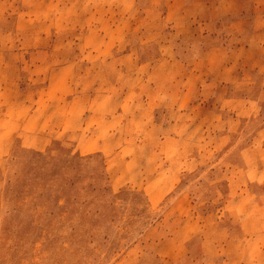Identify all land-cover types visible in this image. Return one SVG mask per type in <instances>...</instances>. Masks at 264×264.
<instances>
[{
	"label": "rangeland",
	"instance_id": "1",
	"mask_svg": "<svg viewBox=\"0 0 264 264\" xmlns=\"http://www.w3.org/2000/svg\"><path fill=\"white\" fill-rule=\"evenodd\" d=\"M0 264H264V0H0Z\"/></svg>",
	"mask_w": 264,
	"mask_h": 264
},
{
	"label": "trees",
	"instance_id": "2",
	"mask_svg": "<svg viewBox=\"0 0 264 264\" xmlns=\"http://www.w3.org/2000/svg\"><path fill=\"white\" fill-rule=\"evenodd\" d=\"M44 173L45 174H50V173H52L51 171H50V169H48L47 167L45 168V170H44ZM51 175V174H50ZM54 176H55V174H54Z\"/></svg>",
	"mask_w": 264,
	"mask_h": 264
}]
</instances>
